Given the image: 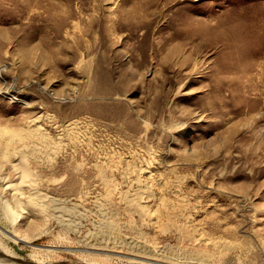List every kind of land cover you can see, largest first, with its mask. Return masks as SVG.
<instances>
[{
  "label": "rangeland",
  "instance_id": "374dc122",
  "mask_svg": "<svg viewBox=\"0 0 264 264\" xmlns=\"http://www.w3.org/2000/svg\"><path fill=\"white\" fill-rule=\"evenodd\" d=\"M33 118L49 207L0 163V264H264V0H0V126Z\"/></svg>",
  "mask_w": 264,
  "mask_h": 264
},
{
  "label": "bare ground",
  "instance_id": "6f19581e",
  "mask_svg": "<svg viewBox=\"0 0 264 264\" xmlns=\"http://www.w3.org/2000/svg\"><path fill=\"white\" fill-rule=\"evenodd\" d=\"M37 118L26 120L24 125L15 127L9 126H0V163L8 164L13 171L15 172V177L13 181L6 183V189L10 190L11 194V202L14 206H19L25 209H33L34 211H40L41 207L38 206H45L48 203V195L46 193H41L38 189L37 177L38 176L34 169L31 167L28 157L31 154H47V159H49L50 152H55L59 148L60 142H51L47 139V134L44 132L45 130L37 124ZM71 125V126H70ZM67 127V134L70 142H74V135H73V122H70ZM65 127V126H64ZM75 127V125H74ZM64 129V128H62ZM76 130V129H75ZM79 131V130H78ZM64 132V131H63ZM78 133V132H77ZM80 133V132H79ZM82 134V133H81ZM82 136V135H81ZM76 137V134H75ZM65 138V137H64ZM52 139V138H51ZM78 139V138H77ZM80 139V138H79ZM66 140V139H65ZM54 141V140H53ZM61 141V140H60ZM81 141V140H80ZM83 141V140H82ZM69 142V143H70ZM76 142V141H75ZM68 143V144H69ZM83 143V142H82ZM75 144V143H74ZM58 151V150H57ZM56 151V152H57ZM42 154V155H43ZM49 154V155H48ZM53 158V156L51 157ZM107 159V158H106ZM138 160V159H137ZM111 162V161H110ZM130 162V161H129ZM131 164V163H130ZM133 166V165H132ZM103 169V168H100ZM104 170V169H103ZM138 171V170H137ZM141 172V171H140ZM132 173V172H131ZM39 174V173H38ZM36 175V176H35ZM123 176V175H122ZM137 178V177H136ZM2 179V178H1ZM140 179V178H139ZM4 181V180H3ZM114 182V181H113ZM144 184V183H143ZM138 186V185H137ZM114 187V186H113ZM161 187V186H160ZM163 187H161L162 189ZM111 190H108L110 196ZM151 191V190H150ZM138 192V191H137ZM142 192V191H141ZM146 192V191H145ZM162 192V191H161ZM164 192V188H163ZM162 192V193H163ZM125 194V193H123ZM133 194V193H132ZM134 195V194H133ZM112 196V194H111ZM105 197V195H104ZM136 197V196H135ZM114 198V197H113ZM134 198V197H133ZM184 198V197H183ZM185 200V199H184ZM53 201V200H52ZM98 201V200H97ZM130 201V200H129ZM141 201V200H140ZM143 201V200H142ZM163 201V200H162ZM161 201V202H162ZM54 202V201H53ZM110 202V201H109ZM58 203V202H57ZM132 203V202H131ZM137 203V202H136ZM6 200L2 201L0 206H9ZM122 204V203H121ZM145 204V203H144ZM161 204V203H160ZM165 204V203H164ZM64 205V204H63ZM62 205V206H63ZM97 205V203H96ZM106 205V204H105ZM127 205V204H126ZM130 205V204H129ZM142 205V204H141ZM151 205V204H150ZM48 206V205H47ZM61 206V205H60ZM99 206V205H98ZM101 206V205H100ZM138 206V205H137ZM159 206V205H158ZM49 207V206H48ZM139 207V206H138ZM157 207V206H155ZM4 208V207H3ZM2 208V209H3ZM52 208V207H51ZM49 208V209H51ZM142 211L144 210L143 206L139 207ZM159 208V207H157ZM0 208V210H2ZM9 210V208H7ZM4 209V210H7ZM76 209V208H75ZM42 211V208H41ZM40 211V212H41ZM56 211V210H55ZM101 211V210H100ZM136 211V210H135ZM145 211V210H144ZM144 211H142L144 213ZM156 211V210H155ZM150 213V217L154 219L152 223H156L159 213L155 214ZM158 211V210H157ZM2 212V211H1ZM2 212L3 218H8L10 214ZM11 212V211H10ZM45 212V211H44ZM43 212V213H44ZM105 212V211H104ZM93 213V212H92ZM161 213V212H160ZM7 215H9L7 217ZM144 215V214H143ZM178 217V216H177ZM5 218V219H6ZM46 218V217H45ZM133 218V217H132ZM179 219V217H178ZM160 220V219H158ZM106 223V221H105ZM111 224V223H110ZM116 224V223H115ZM127 225V224H126ZM109 227V226H108ZM152 227V226H151ZM157 227V226H156ZM160 230V229H159ZM163 233V231H162ZM114 235V234H113ZM14 236V235H13ZM205 240V239H204ZM21 240L17 238L15 242L19 243ZM112 241V240H111ZM262 242V241H261ZM170 245V244H169ZM153 248V247H152ZM155 249V248H154ZM176 250V249H175ZM222 251V250H221ZM188 257V256H187ZM186 258V257H185ZM180 261V260H179ZM207 261V260H206ZM2 262V261H1ZM207 264V263H206Z\"/></svg>",
  "mask_w": 264,
  "mask_h": 264
}]
</instances>
